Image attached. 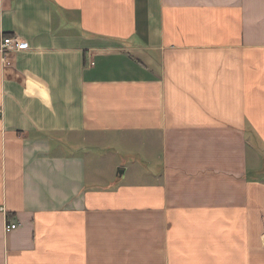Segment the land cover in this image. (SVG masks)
Listing matches in <instances>:
<instances>
[{
	"label": "crops",
	"instance_id": "crops-1",
	"mask_svg": "<svg viewBox=\"0 0 264 264\" xmlns=\"http://www.w3.org/2000/svg\"><path fill=\"white\" fill-rule=\"evenodd\" d=\"M0 36V264H264V0H0Z\"/></svg>",
	"mask_w": 264,
	"mask_h": 264
},
{
	"label": "rangeland",
	"instance_id": "rangeland-1",
	"mask_svg": "<svg viewBox=\"0 0 264 264\" xmlns=\"http://www.w3.org/2000/svg\"><path fill=\"white\" fill-rule=\"evenodd\" d=\"M90 150H92L91 156L95 158V160L98 159V154L100 153L101 156H103L104 158H101V163L99 165V168H97V176H101V178H105V181H108L111 179V175H113V177H115V168H113V157L116 156V149L112 148L111 146L107 147L104 146L102 148H98V147H93L90 148ZM128 157L130 155V153H125ZM119 156V159H122L121 156L119 154H117ZM126 156V157H127ZM130 158V157H129ZM128 166L130 167L128 170V176L131 175V173L133 174H137L136 176H138V174H143V170H146L145 167H143L144 165H141V163H136V162H132L128 164ZM132 168V169H131ZM117 170V169H116Z\"/></svg>",
	"mask_w": 264,
	"mask_h": 264
},
{
	"label": "built area",
	"instance_id": "built-area-1",
	"mask_svg": "<svg viewBox=\"0 0 264 264\" xmlns=\"http://www.w3.org/2000/svg\"><path fill=\"white\" fill-rule=\"evenodd\" d=\"M27 47V41L24 39H16V38H10V37H5V36H0V52L2 53H6L10 50H18V49H22V48H26ZM0 115H1V111H0ZM18 227L17 223L14 222H9L6 221L5 222V232H8L10 230H14Z\"/></svg>",
	"mask_w": 264,
	"mask_h": 264
}]
</instances>
